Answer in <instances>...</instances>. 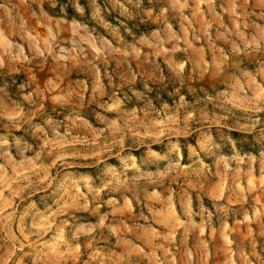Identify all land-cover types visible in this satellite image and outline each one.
<instances>
[{
	"label": "rangeland",
	"instance_id": "rangeland-1",
	"mask_svg": "<svg viewBox=\"0 0 264 264\" xmlns=\"http://www.w3.org/2000/svg\"><path fill=\"white\" fill-rule=\"evenodd\" d=\"M0 264H264V0H0Z\"/></svg>",
	"mask_w": 264,
	"mask_h": 264
}]
</instances>
